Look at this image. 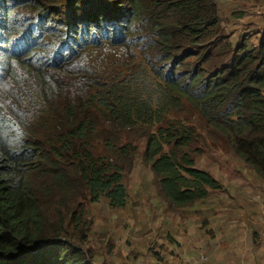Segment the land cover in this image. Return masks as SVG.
Returning a JSON list of instances; mask_svg holds the SVG:
<instances>
[{
  "label": "trees",
  "instance_id": "1",
  "mask_svg": "<svg viewBox=\"0 0 264 264\" xmlns=\"http://www.w3.org/2000/svg\"><path fill=\"white\" fill-rule=\"evenodd\" d=\"M218 7L0 0V264H98L88 206H127L124 171L138 148L125 132L145 130V158L173 208L207 200L220 184L192 153L207 141L176 121L186 97L264 181V26L233 44ZM105 45L143 59L116 75L72 64L77 50Z\"/></svg>",
  "mask_w": 264,
  "mask_h": 264
},
{
  "label": "rangeland",
  "instance_id": "2",
  "mask_svg": "<svg viewBox=\"0 0 264 264\" xmlns=\"http://www.w3.org/2000/svg\"><path fill=\"white\" fill-rule=\"evenodd\" d=\"M217 1L222 25L233 44L264 26V0ZM111 48L116 47L77 50V62L72 64L92 75L114 68L117 72L112 75H116L143 59L136 47L128 46L129 51ZM183 103L175 110L176 121L192 125L196 137L207 141L196 140L192 153L197 166L211 172L220 188L205 201L173 208L160 193L145 158V130L123 133L122 141L130 137L131 147L138 148L130 154L135 160L124 171L128 204L113 207L102 198L88 206L93 224L86 248L95 253L98 264H264V181L228 150L219 130L204 128L191 97Z\"/></svg>",
  "mask_w": 264,
  "mask_h": 264
}]
</instances>
